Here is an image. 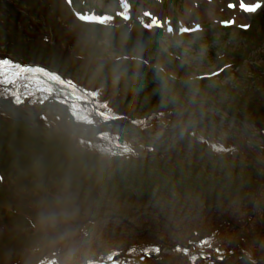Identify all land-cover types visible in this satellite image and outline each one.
Returning <instances> with one entry per match:
<instances>
[{
	"label": "rangeland",
	"instance_id": "rangeland-1",
	"mask_svg": "<svg viewBox=\"0 0 264 264\" xmlns=\"http://www.w3.org/2000/svg\"><path fill=\"white\" fill-rule=\"evenodd\" d=\"M84 1L81 9L70 8L67 0H0V57H9L25 64H44L50 68H55L52 66L54 63L64 65L68 61L71 67L67 76L84 86L94 90L100 85L109 87L107 82L113 83L114 87L124 86L126 90H132L139 100L136 102L127 96L120 101L131 117H139L159 103L168 104L175 97L180 99V103L207 99L214 105L231 107L234 112L243 111L248 115L254 111L255 104L264 113V22L258 18H264V6L261 8L263 0H245V3L259 2L260 7L253 12L241 11L240 0H131L129 11L133 17H150L153 21L152 35L166 52L174 50V55L179 54V62L166 57L163 60L158 53V57L153 58L154 55L144 43L147 37L127 42L123 38L124 31L116 25L101 24L100 28H84L76 20L80 18L77 11L86 12L85 20L100 24L97 12H120L121 7L119 0ZM230 4L235 7H229ZM251 18H258L253 24L254 30L248 36L243 35L237 28L252 23ZM223 21H232L231 24L235 25L230 35H225L228 33L221 30ZM188 30L197 31L198 35L181 36L187 34ZM195 38H200V41ZM121 55L141 57L148 65H152L151 61L156 62L164 77L157 72L154 73L155 77H148L145 69L136 65L105 63L116 61ZM221 56L224 58L220 59ZM103 62L105 64H101ZM229 64L232 67H228L227 74L219 77L217 69ZM197 76H216L217 81H207L197 89H171L160 82L164 80L168 83L167 77L190 80ZM110 95H113L111 87L101 92L100 100L110 99ZM115 95L118 100L112 104L119 102L121 97L116 92ZM241 98L242 102L239 101ZM144 104L147 107L142 109ZM37 106L38 103H33L19 107V110L34 111ZM257 119L264 127V116ZM36 124H9L8 120L0 119V176L5 178L0 183L17 190L15 194L19 199L16 202L12 197L0 200V264L92 262L110 252L122 251L109 250L105 253L110 246L125 249L129 245H137L140 237L137 229H142L147 215L155 218L160 213L163 216L172 215L169 224L171 230L182 222L183 230L188 228L208 232L209 227L216 228L221 221L220 216L201 214L194 217L191 223L179 215L183 213L185 217L204 205L219 207L215 212L229 214L226 210H230L233 197H228L230 201L224 195L217 196L214 191V194L206 189L199 192L196 188L197 179L203 182L199 177L214 180V172L208 170L210 165L205 168L198 161L183 156L175 159L158 156L124 164L107 161L97 154L78 152L75 145L67 141H57L54 136L51 138V135L57 134H52L50 130L45 133ZM225 128L220 127L222 131ZM38 136L46 140L40 142L33 138ZM190 150L183 147L180 155H187ZM213 165L214 169L226 174L224 178L238 169L237 165L229 163ZM241 167L246 173V180L260 173L247 165ZM242 175L241 171L235 174L240 179ZM261 175L264 176V171ZM179 184L184 189H179L180 194L172 189ZM169 194L181 197L179 201H174L167 197ZM160 195L169 203H159L157 196ZM143 197L147 200L145 207ZM135 198L140 199L133 200ZM16 205L35 221L41 219L46 223L51 215L54 223L49 225L61 227L60 232H64L65 237L42 246V242L48 241L46 232L41 227L28 231L22 229L21 223L16 222L20 215L13 212ZM246 205V201L242 200L239 209H245ZM112 208L123 217V221L120 218L112 219L109 212ZM134 208L139 212L133 211ZM78 214L84 215L77 224L74 220L69 221ZM253 221H256L258 229L260 221L264 223V205ZM128 222L135 224L129 228ZM45 230L49 231L46 227ZM260 230L264 233V226ZM67 232L70 234L67 235ZM50 233L56 236L55 232ZM150 234L157 238L154 231ZM222 234L227 236L225 231ZM32 235L35 236L28 240ZM160 237L169 239L166 234ZM182 237L189 235L178 232L171 241L180 242ZM244 238L245 233L242 245ZM259 240L258 253L262 256L263 237ZM228 243L233 245L229 237L223 241L224 250H227ZM251 244L256 245L253 242L248 245ZM180 253L174 250L167 251L165 255L176 257ZM150 260L143 264L172 263ZM174 263L177 264V261Z\"/></svg>",
	"mask_w": 264,
	"mask_h": 264
},
{
	"label": "trees",
	"instance_id": "trees-1",
	"mask_svg": "<svg viewBox=\"0 0 264 264\" xmlns=\"http://www.w3.org/2000/svg\"><path fill=\"white\" fill-rule=\"evenodd\" d=\"M139 24L137 22H131L130 25H124L123 28H128L132 31L137 30L139 28ZM130 41V40H127ZM131 42V41H130ZM146 45L150 51V53L152 55H154L153 58L158 57V54L161 55V59L165 60V55L162 54V52L160 50H158V48L156 47V45H152L148 42H146ZM158 53V54H157ZM160 57V56H159ZM167 59V57H166ZM122 65L125 66H131V65H136L143 68L142 66L138 65V64H133V63H121ZM145 74L148 75V77H155L154 76V71L151 70H147L145 69ZM159 79V78H157ZM168 80V79H167ZM18 79L14 78V81L12 84H10L9 86H7V88H9V90L11 91L13 89V91L15 92L17 89L20 88V86L17 84ZM161 84L164 87H170L171 89H190V88H202L204 86V84L200 83V82H196V83H174L170 80H168V83H166V81L164 80H160ZM52 89L56 90L58 93L57 95H59L60 97H64L63 95V90L58 91L56 87L51 86ZM22 90V87L21 89ZM24 91V89H23ZM22 91V92H23ZM72 96L75 97V99H80L83 98L82 94L79 93H71ZM179 98L175 97L171 102H169L168 104H158L157 107H161V110L159 112V114L153 115L151 118H148L146 121H144L145 119L141 118L139 119L141 122H143V125H145V127L149 130H156L158 128H164V127H168L169 125H171V123L174 120L175 114H165V111H175L180 109L181 107H186V103L187 101L190 100H186L184 102H179ZM72 102V107H74V110H76L77 114H78V118L82 121L85 122H100L103 120H107V119H111L113 117H115L117 114V112H115L113 109H107V107L98 104L97 102H95V100L93 98H89V102L87 103H83L82 101L77 102V101H71ZM146 104H144L143 108H146ZM156 107V108H157ZM156 108H153L152 110H157ZM149 111H151L150 109H148ZM146 111V110H145ZM147 111V112H149ZM152 115V114H151ZM184 117H190L189 114L184 115ZM41 138H37V141H43L45 139V137L43 136H39ZM197 139L199 140L197 141V144H202L204 145V147L206 146V144H204V142L202 141L204 135L200 134L196 136ZM215 140H218L216 138H213ZM219 141V140H218ZM180 145H177L175 147V149H179ZM219 146H223L221 149L222 150H230L232 148L237 149L238 146H240L241 144L236 141V140H232V141H225L224 144H218ZM85 148L89 151L92 150H97L100 151L102 153H106L112 150H124L125 152V158H129V160L133 161L135 160L132 156L134 155V153L131 151L132 150V145L129 142V140H127L126 138H124L123 136L119 135V134H113V133H104L99 135L94 141L92 142H86L85 144ZM201 146V145H198ZM216 146V145H215ZM175 149L172 150V152L168 153L167 156H172L173 153L177 152L174 151ZM204 148L202 147L201 150H203ZM132 157V158H131ZM216 157V156H215ZM252 162H254V159H252ZM260 165V164H259ZM261 166V165H260ZM238 176V175H237ZM240 178L236 177L235 180L228 178L227 180L224 178H215L214 180H209L207 181V184L205 182H203L204 184L201 185H196V188L198 191L201 190V192L203 191H208L210 193H217V196H226V197H236L238 199L241 200H245L247 201L250 205H252L255 201V197L253 195V197L251 196V194H253V192L251 191V189L254 187L256 188L260 183H249V184H243L240 183ZM207 185V186H206ZM201 189H199V188ZM179 189H183L182 187H179ZM195 188V189H196ZM206 189V190H205ZM214 191V192H213ZM140 198H135L133 200H139ZM143 201V200H142ZM204 242H206V239H202ZM199 247H203L205 248L206 246H203L200 243ZM148 251V250H146ZM150 252V251H148ZM182 257H184L185 255L182 253L181 254ZM198 254L194 251L193 255H190V260H188V263L185 262V264H196L195 262H193L192 259H197ZM143 259V258H142Z\"/></svg>",
	"mask_w": 264,
	"mask_h": 264
},
{
	"label": "snow or ice",
	"instance_id": "snow-or-ice-1",
	"mask_svg": "<svg viewBox=\"0 0 264 264\" xmlns=\"http://www.w3.org/2000/svg\"><path fill=\"white\" fill-rule=\"evenodd\" d=\"M229 7H235V5L230 4ZM258 7H260L259 2L257 3H245V0H240L239 8L241 11L245 12H253L255 11ZM225 26H229L232 21H223L222 22ZM242 27H247V26H242ZM8 61L0 60V72L4 71V68L8 66Z\"/></svg>",
	"mask_w": 264,
	"mask_h": 264
},
{
	"label": "water",
	"instance_id": "water-1",
	"mask_svg": "<svg viewBox=\"0 0 264 264\" xmlns=\"http://www.w3.org/2000/svg\"><path fill=\"white\" fill-rule=\"evenodd\" d=\"M2 102L4 103V104H6V105H10L7 101H5V100H2ZM46 107V105H44L43 107H42V109L38 112V113H41L43 110H44V108ZM47 107H48V105H47ZM58 108H63L62 106H57ZM117 122H121L122 124H124L125 126H127V127H132L131 125H130V123H129V121H127V120H120V121H117ZM106 126V124H103L102 126H100V127H96V129H95V133H97V132H100V131H102V130H106L107 129V127H105ZM138 133V132H137Z\"/></svg>",
	"mask_w": 264,
	"mask_h": 264
}]
</instances>
